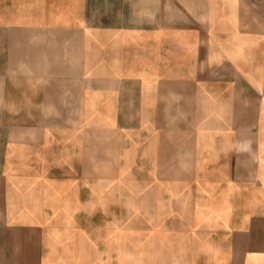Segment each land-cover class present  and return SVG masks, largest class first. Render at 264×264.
I'll use <instances>...</instances> for the list:
<instances>
[{"label":"crops","instance_id":"obj_1","mask_svg":"<svg viewBox=\"0 0 264 264\" xmlns=\"http://www.w3.org/2000/svg\"><path fill=\"white\" fill-rule=\"evenodd\" d=\"M182 1L0 0V264H264V0Z\"/></svg>","mask_w":264,"mask_h":264},{"label":"rangeland","instance_id":"obj_2","mask_svg":"<svg viewBox=\"0 0 264 264\" xmlns=\"http://www.w3.org/2000/svg\"><path fill=\"white\" fill-rule=\"evenodd\" d=\"M190 2L192 1L190 0ZM174 4H175V7H187L186 3L182 0H175ZM130 162L132 163V161Z\"/></svg>","mask_w":264,"mask_h":264}]
</instances>
